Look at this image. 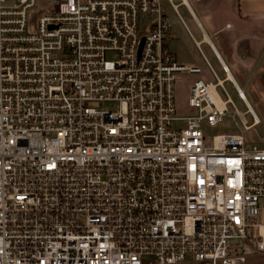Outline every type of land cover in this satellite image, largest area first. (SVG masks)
I'll list each match as a JSON object with an SVG mask.
<instances>
[{"label":"built area","instance_id":"1","mask_svg":"<svg viewBox=\"0 0 264 264\" xmlns=\"http://www.w3.org/2000/svg\"><path fill=\"white\" fill-rule=\"evenodd\" d=\"M171 29L161 0H0V264L264 254V144L207 132L233 103L213 68L178 114L177 78L202 68L175 58Z\"/></svg>","mask_w":264,"mask_h":264},{"label":"crops","instance_id":"2","mask_svg":"<svg viewBox=\"0 0 264 264\" xmlns=\"http://www.w3.org/2000/svg\"><path fill=\"white\" fill-rule=\"evenodd\" d=\"M161 1L172 23L169 44L175 58L202 68L177 78V101L187 103L193 81H211L213 68L232 82L247 108L257 113L255 106L264 117V0Z\"/></svg>","mask_w":264,"mask_h":264},{"label":"rangeland","instance_id":"3","mask_svg":"<svg viewBox=\"0 0 264 264\" xmlns=\"http://www.w3.org/2000/svg\"><path fill=\"white\" fill-rule=\"evenodd\" d=\"M12 1L13 0H7L8 3H11ZM165 1L166 0H164V2ZM42 5H46L47 7L50 6V4H46L45 1H40V3L30 11V16H31L32 21L29 25V31L35 30L36 25H37L38 16H39V13H38L39 8ZM147 19H148V16L143 17V22L145 23ZM110 56H112V54H110ZM220 76L223 77V75H220ZM212 80L216 81V78L214 77V75H213ZM225 87L230 97L232 98L233 103L228 104V111H227V114L223 122L215 126H209L207 124L205 125V129L207 130V132L210 134L225 133V132H244L250 143H256L258 145L264 144V117L260 114L257 108L253 105L255 110L259 114L262 122L253 126L250 129H245L242 123V118L240 117V115H237L235 113V109L238 108L240 111L244 112L247 109V105L240 98L238 90L235 88V86L232 84L231 81L226 80ZM217 90L223 99L227 98L224 90L220 86L217 88ZM104 105L105 107L113 106L112 104H109V103H106ZM177 109H178L177 112L180 115H188L191 112L190 109L188 108V103H185V102L179 103L177 101ZM244 118L248 122L252 121V116L248 112L244 114ZM263 218H264V213H263ZM243 264H264V254L251 256L250 259L246 263H243Z\"/></svg>","mask_w":264,"mask_h":264},{"label":"water","instance_id":"4","mask_svg":"<svg viewBox=\"0 0 264 264\" xmlns=\"http://www.w3.org/2000/svg\"><path fill=\"white\" fill-rule=\"evenodd\" d=\"M144 40H145V36H143L142 39H141L140 50H141V48H142V45H143V43H144Z\"/></svg>","mask_w":264,"mask_h":264},{"label":"bare ground","instance_id":"5","mask_svg":"<svg viewBox=\"0 0 264 264\" xmlns=\"http://www.w3.org/2000/svg\"><path fill=\"white\" fill-rule=\"evenodd\" d=\"M218 101H220V98L218 97Z\"/></svg>","mask_w":264,"mask_h":264}]
</instances>
